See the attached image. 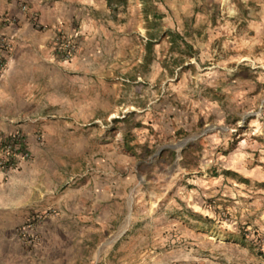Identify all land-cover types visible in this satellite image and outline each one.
I'll return each mask as SVG.
<instances>
[{"label":"rangeland","instance_id":"374dc122","mask_svg":"<svg viewBox=\"0 0 264 264\" xmlns=\"http://www.w3.org/2000/svg\"><path fill=\"white\" fill-rule=\"evenodd\" d=\"M112 5L83 67L100 118L64 109L19 160L41 198L15 228L34 264H264V0ZM167 30L194 52L181 66Z\"/></svg>","mask_w":264,"mask_h":264},{"label":"crops","instance_id":"0c3cea01","mask_svg":"<svg viewBox=\"0 0 264 264\" xmlns=\"http://www.w3.org/2000/svg\"><path fill=\"white\" fill-rule=\"evenodd\" d=\"M109 14L105 0H0V36L11 41L0 74V158L8 142L20 143L31 155L42 153L41 143L49 136V127L59 124L64 109H77L83 120L91 109L93 122L100 118L101 98L95 90L93 100L87 97L90 75L83 67L87 46L103 27L112 26ZM113 21L117 23L115 16ZM58 36L75 44L66 65L52 62L53 39ZM34 170L19 160L0 168V264H34L32 249L15 231L37 211L41 200L27 188Z\"/></svg>","mask_w":264,"mask_h":264},{"label":"built area","instance_id":"2783aa9c","mask_svg":"<svg viewBox=\"0 0 264 264\" xmlns=\"http://www.w3.org/2000/svg\"><path fill=\"white\" fill-rule=\"evenodd\" d=\"M26 7L20 6V10L24 11ZM11 47V41L4 36H0V74L5 67V57ZM75 44L69 38L65 36H58L53 39L52 48V62L57 65L68 64L75 54ZM18 142H8L3 146V156L0 158V168L12 166L14 160H20L27 156L24 148L19 145Z\"/></svg>","mask_w":264,"mask_h":264},{"label":"trees","instance_id":"16d2710c","mask_svg":"<svg viewBox=\"0 0 264 264\" xmlns=\"http://www.w3.org/2000/svg\"><path fill=\"white\" fill-rule=\"evenodd\" d=\"M106 6H110L111 4L113 5H122L124 4V0H105ZM143 18L146 21V23L151 26L149 27V32L152 30V26L154 25L155 21L160 18V15L155 13L154 10H150V5L147 6L145 3L143 4ZM163 36L166 38L167 43H168V50L169 51H175L180 57L178 59L179 66H181L182 62L181 60L183 58L190 59L194 56V52L192 51L191 45H189L187 42L183 40L182 37L178 35L176 32H171L169 30L165 31L163 33ZM154 40V35L153 33H147V39L146 43L144 44V55L142 58V67H147L150 62H151V47H152V42ZM190 66V65H187Z\"/></svg>","mask_w":264,"mask_h":264},{"label":"water","instance_id":"95a60500","mask_svg":"<svg viewBox=\"0 0 264 264\" xmlns=\"http://www.w3.org/2000/svg\"><path fill=\"white\" fill-rule=\"evenodd\" d=\"M211 128H207V129H205L203 132H202V134L201 135H204L205 133H207L209 130H210ZM186 141H184V142H182L183 144L185 143ZM181 143V144H182ZM111 241H109L108 243H110ZM106 244V243H105Z\"/></svg>","mask_w":264,"mask_h":264}]
</instances>
